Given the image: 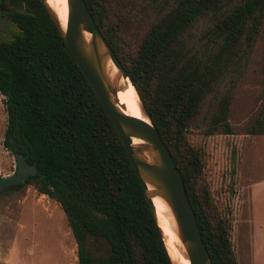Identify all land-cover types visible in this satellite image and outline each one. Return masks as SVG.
Here are the masks:
<instances>
[{
    "label": "trees",
    "instance_id": "1",
    "mask_svg": "<svg viewBox=\"0 0 264 264\" xmlns=\"http://www.w3.org/2000/svg\"><path fill=\"white\" fill-rule=\"evenodd\" d=\"M10 2L20 10L6 12L16 30L0 41L5 133L19 134L36 172L4 192L32 185L57 202L76 264H172L120 140L43 4ZM83 2L179 170L211 263L237 264L228 216L212 205L188 134L264 135V0ZM253 64L254 109L233 120ZM86 233L107 241V256L86 252Z\"/></svg>",
    "mask_w": 264,
    "mask_h": 264
},
{
    "label": "rangeland",
    "instance_id": "2",
    "mask_svg": "<svg viewBox=\"0 0 264 264\" xmlns=\"http://www.w3.org/2000/svg\"><path fill=\"white\" fill-rule=\"evenodd\" d=\"M12 10L20 9L3 0L0 41L8 40L16 30L6 15ZM260 79L258 66L251 65L235 91L233 120L254 109ZM123 86L120 80L117 88ZM5 99L0 94V176L15 170L14 152L4 144ZM188 136L202 149L203 181L212 205L228 216L229 239L237 264H264V135ZM84 246L93 258H104L109 252L104 238L87 233ZM0 264H76V245L64 213L57 202L32 185L0 193Z\"/></svg>",
    "mask_w": 264,
    "mask_h": 264
},
{
    "label": "water",
    "instance_id": "3",
    "mask_svg": "<svg viewBox=\"0 0 264 264\" xmlns=\"http://www.w3.org/2000/svg\"><path fill=\"white\" fill-rule=\"evenodd\" d=\"M40 1L55 24L73 61L110 120L155 221L156 215L152 198L157 196L166 203L169 209L174 221L175 232L188 264H212L196 224L179 170L144 112L140 100V110L146 120L130 118L117 104L118 82L120 80L130 81L123 66L95 25L83 0H66L64 26L59 24L54 11L46 4L45 0ZM84 33H87L88 36L86 37ZM108 61L115 68L113 74L107 67ZM133 138L140 142L132 143ZM10 140L11 138H9ZM20 140L21 137L18 138L19 142ZM23 146L21 144L20 148ZM28 155L27 148H25L24 154L20 152L14 154L15 170L10 174L0 176V193L7 188L23 183L29 175L35 174L36 164H29L26 161Z\"/></svg>",
    "mask_w": 264,
    "mask_h": 264
},
{
    "label": "bare ground",
    "instance_id": "4",
    "mask_svg": "<svg viewBox=\"0 0 264 264\" xmlns=\"http://www.w3.org/2000/svg\"><path fill=\"white\" fill-rule=\"evenodd\" d=\"M45 2L54 11L59 24L61 26H64L66 22V0H45ZM84 35L86 37L88 36L87 33H84ZM107 67L111 74L115 72V68L110 61L107 62ZM123 82V88L117 89L116 91L117 104L122 109V111L130 118L135 120H146V117L140 110L139 98L133 86L128 81ZM139 142L140 140L138 139H132V143L134 144ZM152 204L155 210L157 225L162 231L164 245L172 263L188 264L183 255L181 243L175 232L174 221L172 219V216L170 215L166 203L161 198L155 196L152 198Z\"/></svg>",
    "mask_w": 264,
    "mask_h": 264
},
{
    "label": "flooded vegetation",
    "instance_id": "5",
    "mask_svg": "<svg viewBox=\"0 0 264 264\" xmlns=\"http://www.w3.org/2000/svg\"><path fill=\"white\" fill-rule=\"evenodd\" d=\"M10 2V0H8ZM2 2L3 0H0V6H2ZM11 3V2H10ZM4 135L6 136V140L8 142V144L11 146V150L14 152V154L16 152H20L22 154L25 153V144L22 142V138L20 140V142L18 141V138L20 137L19 134L17 132H15L14 130H12L9 133H5L4 131ZM9 138H11V140L9 141ZM24 145L23 148H20V145Z\"/></svg>",
    "mask_w": 264,
    "mask_h": 264
}]
</instances>
